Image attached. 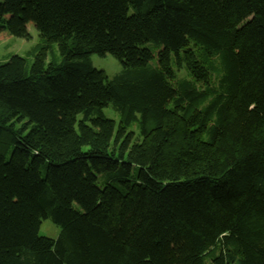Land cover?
<instances>
[{
	"label": "trees",
	"instance_id": "trees-1",
	"mask_svg": "<svg viewBox=\"0 0 264 264\" xmlns=\"http://www.w3.org/2000/svg\"><path fill=\"white\" fill-rule=\"evenodd\" d=\"M9 10L40 41L0 64V264H264V0Z\"/></svg>",
	"mask_w": 264,
	"mask_h": 264
},
{
	"label": "rangeland",
	"instance_id": "rangeland-1",
	"mask_svg": "<svg viewBox=\"0 0 264 264\" xmlns=\"http://www.w3.org/2000/svg\"><path fill=\"white\" fill-rule=\"evenodd\" d=\"M39 41L38 24L34 20L20 18L12 10L0 17V64L8 61L14 54L24 56L29 63H32L35 48ZM53 51L56 58H59L57 44H53ZM89 58L95 68L104 70L109 76L121 69V63L110 53L101 56L93 52ZM104 113L118 124L119 116L111 106L105 108ZM137 130L135 125H131L127 130L135 132L134 141H140ZM59 232L60 228L51 220L43 219L39 231L40 235L57 238Z\"/></svg>",
	"mask_w": 264,
	"mask_h": 264
}]
</instances>
